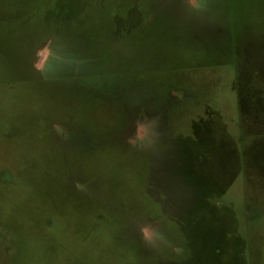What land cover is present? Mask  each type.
<instances>
[{
    "label": "rangeland",
    "instance_id": "rangeland-1",
    "mask_svg": "<svg viewBox=\"0 0 264 264\" xmlns=\"http://www.w3.org/2000/svg\"><path fill=\"white\" fill-rule=\"evenodd\" d=\"M0 264H264V0H0Z\"/></svg>",
    "mask_w": 264,
    "mask_h": 264
}]
</instances>
